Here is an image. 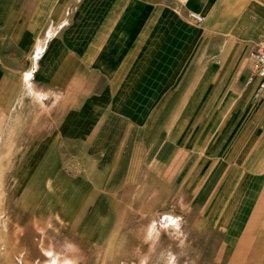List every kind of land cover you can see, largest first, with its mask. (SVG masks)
Masks as SVG:
<instances>
[{"label": "crops", "instance_id": "0c3cea01", "mask_svg": "<svg viewBox=\"0 0 264 264\" xmlns=\"http://www.w3.org/2000/svg\"><path fill=\"white\" fill-rule=\"evenodd\" d=\"M260 45L264 0H0V182L69 207L173 189L180 264H264Z\"/></svg>", "mask_w": 264, "mask_h": 264}, {"label": "rangeland", "instance_id": "374dc122", "mask_svg": "<svg viewBox=\"0 0 264 264\" xmlns=\"http://www.w3.org/2000/svg\"><path fill=\"white\" fill-rule=\"evenodd\" d=\"M45 186L40 183L41 194ZM166 193L103 197L96 207H69L63 197L23 198L12 183L0 182V264H180L174 241L189 235L191 214L170 204L173 189ZM175 222L186 230L177 235ZM162 239L172 241L171 247ZM191 263L190 256L183 262Z\"/></svg>", "mask_w": 264, "mask_h": 264}, {"label": "built area", "instance_id": "2783aa9c", "mask_svg": "<svg viewBox=\"0 0 264 264\" xmlns=\"http://www.w3.org/2000/svg\"><path fill=\"white\" fill-rule=\"evenodd\" d=\"M188 18L194 23H201L204 21V17L195 12H189ZM250 60L252 68L248 84L255 86L253 100L256 101L264 96V45L257 46L254 49L250 54Z\"/></svg>", "mask_w": 264, "mask_h": 264}]
</instances>
